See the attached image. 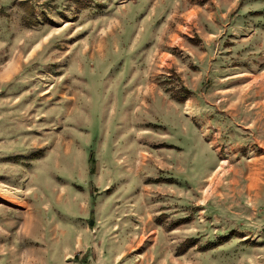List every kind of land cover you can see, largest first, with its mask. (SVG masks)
Listing matches in <instances>:
<instances>
[{
	"label": "rangeland",
	"instance_id": "374dc122",
	"mask_svg": "<svg viewBox=\"0 0 264 264\" xmlns=\"http://www.w3.org/2000/svg\"><path fill=\"white\" fill-rule=\"evenodd\" d=\"M0 264H264V0H0Z\"/></svg>",
	"mask_w": 264,
	"mask_h": 264
},
{
	"label": "crops",
	"instance_id": "0c3cea01",
	"mask_svg": "<svg viewBox=\"0 0 264 264\" xmlns=\"http://www.w3.org/2000/svg\"><path fill=\"white\" fill-rule=\"evenodd\" d=\"M138 198H140V197H139V194H137V197H134V198H132V199H133V200H136V199H138ZM95 218L99 219V216H98V217L95 216ZM99 220H100V219H99ZM115 228H116V227H115ZM125 253H126V252L119 253V254L117 255V258H121Z\"/></svg>",
	"mask_w": 264,
	"mask_h": 264
},
{
	"label": "trees",
	"instance_id": "16d2710c",
	"mask_svg": "<svg viewBox=\"0 0 264 264\" xmlns=\"http://www.w3.org/2000/svg\"><path fill=\"white\" fill-rule=\"evenodd\" d=\"M183 99H184V98H183ZM183 99H177V100H178V101H182ZM92 161H93V158L90 156V162L93 163Z\"/></svg>",
	"mask_w": 264,
	"mask_h": 264
},
{
	"label": "water",
	"instance_id": "95a60500",
	"mask_svg": "<svg viewBox=\"0 0 264 264\" xmlns=\"http://www.w3.org/2000/svg\"><path fill=\"white\" fill-rule=\"evenodd\" d=\"M93 224V222L92 221H89V225H92Z\"/></svg>",
	"mask_w": 264,
	"mask_h": 264
}]
</instances>
